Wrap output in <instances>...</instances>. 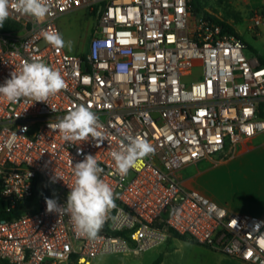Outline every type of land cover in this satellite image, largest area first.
<instances>
[{"label": "built area", "instance_id": "built-area-1", "mask_svg": "<svg viewBox=\"0 0 264 264\" xmlns=\"http://www.w3.org/2000/svg\"><path fill=\"white\" fill-rule=\"evenodd\" d=\"M188 2L48 0L49 14L37 22L10 0L5 21L16 29L0 33V86L25 62L40 61L61 74L65 88L45 102L0 96V264L138 256L171 232L241 264H264V217L231 213L175 175L214 154L232 155L239 142L264 132V66L246 58L235 29L209 12H191ZM80 9L96 17L86 52L70 55L48 44L44 33H59L57 19ZM263 26L260 0L247 29ZM196 67L200 79L188 83ZM78 105L98 116L101 142L65 141L56 129L57 118ZM128 137L155 151L121 178L111 153ZM89 154L117 205L116 219L94 240L77 235L70 214L49 212L46 204L66 205L74 165Z\"/></svg>", "mask_w": 264, "mask_h": 264}, {"label": "clouds", "instance_id": "clouds-1", "mask_svg": "<svg viewBox=\"0 0 264 264\" xmlns=\"http://www.w3.org/2000/svg\"><path fill=\"white\" fill-rule=\"evenodd\" d=\"M10 0H0V27L9 17ZM15 10L23 15L43 22L49 14L48 0H15ZM45 41L55 48L71 49V42L65 41L58 32H45ZM65 88L61 74L49 65L32 61L25 62L19 72L13 71L11 78L0 86V96L9 102H16L22 97L31 98L36 102H45L50 96ZM56 129L63 139L69 142L87 141L90 137L100 141L98 116L87 106L78 105L65 116L57 118ZM15 134L12 140L14 141ZM129 143L119 151L111 153L116 165L117 174L123 178L130 169L137 166L142 158L154 153V147L143 138L128 137ZM12 141H9L11 144ZM104 169L99 166L95 156L86 155L84 160L74 165V184L70 187L67 203L59 206L55 199H46L47 210L70 214L77 235L96 239L99 232L109 220H115L113 210L117 208L113 188L106 183L101 174ZM123 212L118 210L117 216ZM257 225L253 231H258Z\"/></svg>", "mask_w": 264, "mask_h": 264}, {"label": "rangeland", "instance_id": "rangeland-1", "mask_svg": "<svg viewBox=\"0 0 264 264\" xmlns=\"http://www.w3.org/2000/svg\"><path fill=\"white\" fill-rule=\"evenodd\" d=\"M200 2L205 12H209L229 25L232 30L237 31L246 44L244 50L246 58H264V28L256 32H249L247 29L260 0H200ZM95 22L96 17L82 9L62 16L57 22L59 33L66 42H71V49L65 47L64 51L76 56L84 54ZM200 75V68L196 67L186 81L196 82L200 79ZM231 157L233 156L224 153L214 154L195 164L185 166L176 177L185 188L197 190L208 199L214 197L223 201L231 198L232 202L237 201L239 195L236 190L249 189L254 181L239 167V160ZM215 203L221 205L219 202ZM171 240L172 238L169 237L164 244L138 256L103 255L97 257L92 264H151L164 252L168 253L165 264H178L179 260L181 262L188 253L184 248L178 249L177 246L169 248ZM193 250L195 252L191 264H195L196 260L204 261L206 264H217L216 261L220 258L206 248L195 247ZM208 253L211 254L206 256Z\"/></svg>", "mask_w": 264, "mask_h": 264}, {"label": "crops", "instance_id": "crops-1", "mask_svg": "<svg viewBox=\"0 0 264 264\" xmlns=\"http://www.w3.org/2000/svg\"><path fill=\"white\" fill-rule=\"evenodd\" d=\"M60 18L57 19V22ZM261 28H264V26ZM231 156H233L231 158L239 160V167L243 169V171H245L254 182L252 183L251 188H249L250 190H236L238 192L237 194L239 195L237 201L232 202L233 200L231 198L220 201L216 200L214 197H211V199L209 200L213 202H219V204L225 206L227 210L231 213H243L264 217V132L258 133L252 138L245 139L239 142L236 145L235 151ZM181 169L178 170L176 174L180 173ZM177 180L179 181V179ZM169 237L172 238V240L170 241L169 248H176L177 246L178 249L184 248L186 250L185 252L188 253V255L183 258L181 262L179 260L178 264H191L192 258L194 257L193 253L195 252L193 249L198 246H196L193 242L188 239L183 241L172 237L171 235ZM212 253L215 256L220 257L216 261L217 264H241L239 261L232 260L229 258L226 259L217 253ZM209 254L211 253L206 254V256ZM160 255H162V259L159 264H165V260L167 258L168 253L164 252ZM195 264L206 263L204 261L196 260Z\"/></svg>", "mask_w": 264, "mask_h": 264}, {"label": "trees", "instance_id": "trees-1", "mask_svg": "<svg viewBox=\"0 0 264 264\" xmlns=\"http://www.w3.org/2000/svg\"><path fill=\"white\" fill-rule=\"evenodd\" d=\"M188 7H189V10L191 12H193V13H197V14L203 13L204 15L208 16V14H206L204 12L203 6H202L200 0H189ZM212 18L215 21L220 22L217 19H215L214 17H212ZM220 23L223 24L226 28H228L231 32H233L232 29L225 22L222 21ZM14 29H16L14 25H12V24L4 21L3 27H0V33L1 32H4V31L14 30ZM258 61H259L260 65L264 66V58L259 57L258 58ZM259 115H260V117L264 118V104L260 105V114ZM170 235L172 237H175V238L180 239V240H183V241L187 240L186 237H184V236H178V235H176V234H174L172 232L170 233ZM161 259H162V255H159L157 257V259L152 264H159L161 262ZM1 263L2 264H6L3 261Z\"/></svg>", "mask_w": 264, "mask_h": 264}]
</instances>
